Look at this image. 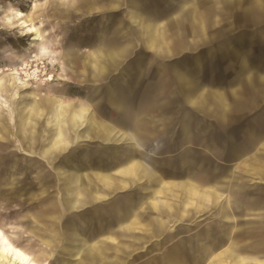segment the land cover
Listing matches in <instances>:
<instances>
[{"label": "rangeland", "instance_id": "374dc122", "mask_svg": "<svg viewBox=\"0 0 264 264\" xmlns=\"http://www.w3.org/2000/svg\"><path fill=\"white\" fill-rule=\"evenodd\" d=\"M109 1L116 4V7H109ZM83 2L95 3L100 7L87 14L73 10V6H79ZM130 2L131 0H0V228L12 243L30 252L38 264H135L153 257L154 261L148 264H166L163 262V254L172 250L179 240L185 242L181 252H177L179 255L176 263L196 264L199 260V248L196 252L194 243L186 241L198 234H205L207 230L211 231L213 237L224 239L226 244L223 246H226L215 251L214 259H202L203 264H210L211 260L212 264H243L242 259L222 258L219 253L230 243V237L223 232V228L230 225L233 228L231 238L235 239L237 249L252 258L246 261L258 264V260H262L264 264V181L243 177L241 170L235 171V167H239V159L232 156V151L246 142L238 128L250 124L249 119H257L259 116L230 125L215 119H201L191 108L186 107L185 118L190 142L182 145L179 128L180 116L185 113V109L180 108L177 96L170 98L162 106L163 112L169 116L168 120L164 123V128L159 124L154 127L155 133L160 136L162 147L155 154H149L150 157L164 172L166 181H178L181 180L179 176L168 178L167 173L174 171L176 175L180 169L178 162L185 155L188 168L196 172V181L206 179L203 181L213 185L219 180L216 185L222 187H205H215L228 194L232 207L239 210L236 214L229 211L233 217L230 221L221 218L217 208L207 209L190 217H178V222L170 221L169 226L177 224L174 227L175 233L166 231L162 236L157 233L147 238L145 244L140 241L141 244L139 242L135 246L137 250L134 254H144L143 260L114 258L111 262H101L99 259L87 260L75 256L76 248L82 245L81 240L86 238L92 244L93 236L104 242V249H112L108 241L97 238L99 233L112 235L120 241L128 240L129 234L122 236L120 230L107 229V224L116 217L113 206L131 195L143 199L142 195L146 193L140 189L142 185L134 184L131 188L116 192L107 190V200L102 203L88 201L78 211L65 212L66 205L63 204L73 197L74 200L82 199V196H70L66 193V180L73 175L85 177L103 172L102 165L108 162L105 150L114 151L118 159L115 167L124 165L130 155L127 144L100 143L95 139L84 141L82 136L89 133L84 130V126L80 131L69 132L68 135L64 133L65 138L62 140L56 113L69 112L64 117L72 122H81V119H77L79 116L75 115L80 108H88L97 114L98 95L95 96V92L98 88L106 87L113 76L107 74L100 82L94 81L91 67H88L90 76H83L82 61L91 55L102 35L107 33L106 36H110L118 31L126 34V27L129 25L127 13L132 10L128 7ZM231 2L240 7L247 0H229V4ZM65 3L68 5L65 6ZM216 6L222 18H217L216 28L207 33L215 35L212 36L213 40L230 35L229 26L237 22V16L231 15L227 19L225 17H229V13L224 7L219 3ZM231 7L229 5L228 8ZM16 12L31 19L42 32L43 42L39 48H33L29 40L32 37L25 35L24 29L16 27L12 20V13ZM110 23L115 29L108 31ZM238 36H242V31L234 34L235 38H240ZM253 42L252 58H258L263 47L256 41ZM137 45L128 61L140 52V43ZM228 54L230 51L220 50L218 60L210 64V79L216 85L221 82L225 84L231 79ZM172 55L174 54L170 53V60L176 58ZM90 95L94 96L91 98ZM101 108L104 114L101 119L111 125L109 110L104 102ZM235 116L241 117L242 112L235 111ZM78 135L82 136L77 140ZM232 137L236 138L235 142ZM62 141L65 143L63 147L59 145ZM68 143L69 146L66 145ZM232 143L240 145L233 146ZM113 169L116 168L111 170ZM234 172V175L245 178L246 188L228 186ZM154 187L156 186L153 185L152 188ZM243 191L246 193H242ZM176 193L177 190L170 193L166 200L178 203ZM158 203V207L163 205V202ZM205 206L209 207L208 204ZM247 206L254 209L245 210ZM150 216L154 218L156 215ZM65 235H69V241L65 240ZM172 236L176 237L171 240ZM118 249L108 250V254L104 253L106 255L103 256L112 257L113 252L119 257L125 255ZM124 251L129 254L132 252L126 249ZM209 255L207 253L206 257Z\"/></svg>", "mask_w": 264, "mask_h": 264}, {"label": "crops", "instance_id": "0c3cea01", "mask_svg": "<svg viewBox=\"0 0 264 264\" xmlns=\"http://www.w3.org/2000/svg\"><path fill=\"white\" fill-rule=\"evenodd\" d=\"M145 1L146 4L147 2L148 4L151 3L150 0H131V7L134 8L130 10L129 18L133 23V27H135L137 32L140 33L145 45L149 50L161 54L171 53L169 45V42L172 41L170 38V35H172L169 22L170 16L176 18L177 21L173 28L191 31L188 36L192 37L190 40H192L194 43L197 39L207 37L206 35L208 31L204 21L208 18V12H206V9L213 7L215 4L214 2H212L213 4L209 5L202 4V1L200 0H171V2L174 3L172 10H169L168 8H157L156 10H151L147 7H144L145 5H143V3ZM157 3L165 4L161 3V1H157ZM66 4L68 5V3H65V6ZM108 6L115 8L116 4L109 2ZM99 7L100 6H96L95 3L83 2L79 6H73V10L76 12H81L82 14H87L92 12L94 9H99ZM91 56L93 57L91 58ZM117 56L118 53L112 52L108 49H104L102 47L95 48L91 55L87 56V59L84 58L82 61L84 62L82 66L84 70L83 76H90L88 67H91V77L94 81L100 82L108 74L110 68L112 69L116 64L115 57ZM233 70L234 68L229 69L230 75H232L231 72ZM156 82H154L152 88L157 91L160 88L163 89L164 85L161 87V82ZM142 89L144 88L141 87V91L139 90L141 93L143 92ZM262 90L263 89H261V87L256 90H251L247 87V85H245L243 90L235 89V87H230L228 90H200L198 92H190L186 97V100L190 102L188 107L194 109L195 107L200 106V110L205 113H207L206 111H214L219 105H222L228 115L227 124L230 125H235L237 122L245 120L246 118H252L255 115L259 116L257 119H249L250 124H245L241 127V129L238 128V130H241L240 132H242L246 142L242 147L232 151L233 158L239 159V167H235L234 170H241V172L244 174L243 177H253L259 181H264V91ZM99 92V90L95 92V96L98 95L96 96L98 97V106H100L101 103ZM172 97L176 96H169V98ZM116 105H118L119 108H124V106L120 104ZM91 111L92 110L88 108H80L79 110H76L75 115L79 116L77 119H81V122H72L69 118H65L64 115H68L69 112H56L58 117V130L60 132V138L64 140V133L68 135L69 132L80 131L81 127L84 126V130L89 132L87 135L82 136V138L85 139L84 141L95 139L100 143L131 144L130 155L128 156L124 165L115 167L118 159L115 157L114 151L111 152L110 150H105L104 154L108 156V162L107 164L105 163L102 165L101 170H104L103 172H96L93 176L85 177L81 175H73V177L70 175L72 177H69L66 180V187H64V189L68 195L71 196L76 194L77 196H82V199L76 198V200H74L73 197L71 201L63 202V204L66 205L65 212L78 211L79 209L85 207L84 203H87L88 201L102 203V201H105L109 198V195H107V190L116 192L131 188L134 184H139L142 185L140 189L146 193L142 195L144 196L143 199L140 197L134 198L131 195L126 197L123 202H117L116 205L113 206V209L116 211V217L107 224V229L109 231L114 229L120 230L121 235L126 233L129 234L128 237L130 238L128 240L120 241V239H117L112 235H102L100 233L97 234V238L105 239L108 241L109 246L113 247L112 249L115 250L119 248L118 250L125 255L119 257L113 252L112 257L109 256L106 258V256L103 255L108 254V250L112 249L105 248L106 250H104V246L101 245V243L104 242L102 240L95 239L94 236L91 235L93 236L92 244L94 245L90 244L86 238H83L81 240L82 245L76 248L75 256L87 260L99 259L101 262H111L114 261V258H116V260H122V258H137L138 260H141L145 255H140L138 253L134 254V252L137 250L135 249V246L140 241L146 243L147 238L153 237L154 234L157 233L159 236L164 235L166 231H174L175 233L176 228L174 227L177 226V224L169 226L168 223L170 221H175L178 217H190L192 214H198L207 209L217 208L221 218L227 221L232 220L233 217L230 216L229 211L232 210L236 214V211H238L239 208L234 206L232 207L230 196L219 191V189L215 187H205L220 186L216 185L219 180H216L213 185H210L208 181H203L206 179L196 181L197 179L194 177L196 172L195 170L193 171L188 168L187 158L185 155H183L178 163V168L180 169L176 175H174V171H168L167 173L168 178L179 176V179L181 180L166 181L164 177L165 174L162 170H160V167L155 162L149 160L140 149L135 147L136 142L141 143L135 134H130V132L127 130L120 129L119 127H116L112 124L107 125L101 119L99 109L97 110L98 115ZM235 111L242 112V116H235ZM35 113H37V111ZM206 119H215L221 122L220 119L209 116ZM158 124L162 126L161 128H164L163 124ZM155 130L156 129L154 128L153 131L155 132ZM182 130L183 132L181 137L182 140H185L187 129H185V126H183ZM79 137L81 136H76L77 140ZM231 139L234 142L236 140L234 137ZM159 142L161 143L162 147V142L160 140ZM69 144L70 143L66 145L69 146ZM181 144H187V142ZM59 145L62 147L65 146L64 141L60 142ZM156 145V143L153 144V146ZM231 145L237 146L240 144L232 143ZM113 167L116 169L111 170ZM234 174L235 172L232 173V176H230L228 186L246 188V183L244 181L245 178H240ZM153 185L156 187L152 188ZM175 190H177L175 197L178 203H170L166 200V198H169V194L173 193ZM242 193L246 192L243 191ZM96 195H98L99 198ZM144 201L146 202L145 204L142 203ZM128 202L129 204H127ZM158 202H163V205L159 207L156 206V204H159ZM141 203L142 205H140ZM205 204H208L209 207L205 206ZM88 205H90V203ZM74 206L76 209H71L74 208ZM244 209L252 210L254 208L247 206ZM150 214L156 216L152 218ZM175 222L178 221L176 220ZM226 226L227 227L223 228V232L227 234L228 237H230V243L227 244L225 249L219 252L221 257H226V259L239 258L243 260V264H249V262L246 260H250L252 258L241 253L237 249L235 239L231 238L233 228L230 227V225ZM174 237H170L171 240H173ZM89 238L91 239V237ZM195 238L197 239L195 240ZM68 239H70L69 235H65V240L69 241ZM116 242L118 245H115ZM184 242V240H179L177 245H173L174 248L172 250L166 251L167 254H163V262L166 264H177L176 258L181 252L180 249H182ZM186 242L189 244L193 242L194 247L196 246V252L199 248V260L196 262V264H203L202 259H214L215 251L226 246H223V244H226V241L220 237H213L210 230H207L205 234H199L193 238H189ZM203 244H205V249H203ZM124 249L128 251L131 250V254H128L126 251H124ZM207 253H210L208 258L206 257ZM153 258H146L144 260L142 259V262L135 264H148L153 260ZM258 262V264H262L263 261L258 260ZM94 263L95 262H92V264ZM117 263L120 264V262ZM210 264H212V260Z\"/></svg>", "mask_w": 264, "mask_h": 264}, {"label": "water", "instance_id": "95a60500", "mask_svg": "<svg viewBox=\"0 0 264 264\" xmlns=\"http://www.w3.org/2000/svg\"><path fill=\"white\" fill-rule=\"evenodd\" d=\"M157 1L165 4H159ZM200 1H202V4L209 5L214 2L215 6L219 3L229 13V17H225L227 19L231 15L237 16V22L231 24L228 28L231 31L230 35L213 40L212 36L215 35L207 34V37L197 39L194 43L190 40L192 37L188 36L191 31L173 28L177 21L176 18L172 19V16H170L169 22L172 34L170 35L172 41L169 42L170 52L174 54L173 57H176L174 60H170V54L155 53L147 48L140 33L133 27L128 12L129 25L127 24L126 34L118 31L117 33H111L110 36L107 35V37L106 33L101 36V40L97 42L98 45L94 47V49L102 47L118 53V56L115 57L116 64L108 71V74H112L113 78L106 87L99 88L101 103L100 106L97 105L96 110L99 109L101 117L103 114L101 104L104 102L109 110L110 123L120 129L127 130L130 134H135L141 141V143L136 142L135 147L140 149L151 161L153 160L149 154H155L161 150L159 135L153 131V127L158 123L164 125L168 120L169 116L163 112L162 106L169 102V96H177L180 100V108L185 109V112L187 111L186 107L190 108L188 107L190 102L186 100L188 94L198 92L204 88H208V90L215 88L228 90L230 87H237L239 90H243V87L247 85L251 90L261 87L264 91V0H247L246 3L240 6L241 8L238 5L234 6V2L229 4V0ZM150 2L149 4L148 2L147 4L143 3L144 7L151 10L157 8L172 10L174 6L171 0H150ZM229 5L232 7L228 8ZM131 6L132 2L128 4V7L134 8ZM215 6L206 9L208 18L204 21L209 33L216 28L215 20L219 17L222 18L218 13L217 6ZM112 29L115 28L110 23L107 30L111 31ZM237 31H242V36H238L240 38L234 37ZM253 41L263 47L258 58H252ZM138 43H140V52L128 61V58L132 57L133 52L137 49ZM222 49L230 51L228 66L230 69L234 68V70L231 72L233 75L230 76L231 79L227 80L225 84L221 82L216 85L215 81L213 82L210 79L209 67L212 62L218 60L219 52ZM156 81L161 82V87L164 85L163 89L160 88L157 91L152 88ZM141 87L144 88L142 93L140 92ZM93 96L90 95L91 98ZM116 104H120L124 108H119ZM197 107L190 110L201 119H206L209 116L220 119L222 123H227L228 115L222 105H219L214 111H206L207 113ZM185 114L186 112L180 116L179 133L181 143L190 142L188 135L185 136V140H182L181 137L183 126L188 129ZM154 143L157 145L153 146ZM145 150L146 152H144Z\"/></svg>", "mask_w": 264, "mask_h": 264}, {"label": "bare ground", "instance_id": "6f19581e", "mask_svg": "<svg viewBox=\"0 0 264 264\" xmlns=\"http://www.w3.org/2000/svg\"><path fill=\"white\" fill-rule=\"evenodd\" d=\"M12 20L16 23L17 28L25 30V35L32 37L31 46L39 48L43 42L42 32L36 28L31 19H26L21 12L12 13ZM8 20V19H7ZM161 42V41H160ZM45 48V47H44ZM39 51V50H38ZM39 54V53H38ZM37 57V55H35ZM93 56H91L92 58ZM25 60V59H24ZM101 61V60H100ZM100 66V65H99ZM99 69V68H98ZM101 69V68H100ZM103 73V72H102ZM38 75V74H36ZM25 76V75H24ZM26 77V76H25ZM34 77V76H33ZM64 80V79H63ZM30 94V93H29ZM33 100V99H32ZM72 106V105H71ZM23 107V106H22ZM79 107V106H78ZM16 111V110H15ZM92 112V111H91ZM70 115V114H69ZM2 119V118H1ZM15 121V120H14ZM69 121V120H68ZM88 121V120H87ZM96 121V120H95ZM99 123V122H98ZM42 124V123H41ZM9 127V126H8ZM93 128V127H92ZM95 129V128H94ZM82 132V131H81ZM80 132V133H81ZM120 132V131H119ZM123 134V133H122ZM83 135V134H82ZM81 135V136H82ZM85 136V135H84ZM86 138V137H85ZM44 140V139H43ZM71 141V140H70ZM42 142V141H41ZM50 144V143H49ZM62 147V146H61ZM45 151V150H44ZM39 152V151H38ZM48 153V152H47ZM47 158V157H46ZM241 166V165H240ZM244 166V165H243ZM247 166V165H246ZM94 180V179H93ZM165 181V180H164ZM197 186V185H196ZM63 187V186H62ZM64 190V189H63ZM68 199V198H67ZM134 203V202H133ZM92 204V203H91ZM129 204V202L127 203ZM63 208V207H62ZM71 209H76L74 208ZM157 211V210H156ZM147 218V217H146ZM159 218V217H157ZM117 221V220H116ZM160 221V220H159ZM115 222V221H114ZM116 223V222H115ZM167 224V223H166ZM167 229V228H166ZM142 230V229H140ZM143 231V230H142ZM127 234V233H126ZM231 234V232H230ZM199 235V234H198ZM229 235V234H228ZM144 237V236H143ZM197 238H195L196 240ZM213 240V239H212ZM213 242V241H212ZM108 243V242H107ZM145 244V243H144ZM102 245V243H101ZM105 245V244H104ZM118 245V244H117ZM99 247V246H98ZM112 247V246H111ZM117 247V246H116ZM196 247V246H195ZM208 247V246H207ZM113 248V247H112ZM121 249V248H120ZM101 250V249H100ZM106 250V249H104ZM211 252V251H210ZM212 253V252H211ZM122 254V253H121ZM129 254V253H128ZM167 254V253H165ZM132 257V256H131ZM154 261V260H153ZM203 263V262H202ZM207 263V262H206ZM0 264H37L32 255L26 250L12 243L8 235L0 228Z\"/></svg>", "mask_w": 264, "mask_h": 264}]
</instances>
